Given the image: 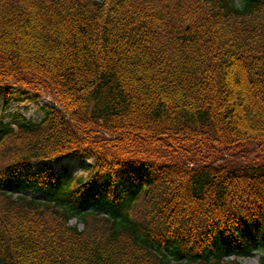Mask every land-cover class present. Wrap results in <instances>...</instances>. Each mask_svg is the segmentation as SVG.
<instances>
[{"label":"trees","instance_id":"trees-1","mask_svg":"<svg viewBox=\"0 0 264 264\" xmlns=\"http://www.w3.org/2000/svg\"><path fill=\"white\" fill-rule=\"evenodd\" d=\"M0 86V264H264V0H0Z\"/></svg>","mask_w":264,"mask_h":264},{"label":"rangeland","instance_id":"rangeland-1","mask_svg":"<svg viewBox=\"0 0 264 264\" xmlns=\"http://www.w3.org/2000/svg\"><path fill=\"white\" fill-rule=\"evenodd\" d=\"M97 1L101 2L102 0ZM6 97V89L3 86H0V114L4 116L6 122L13 123L15 116H23L27 119L40 120L44 117L47 107L54 106V102L49 97H34L33 94L28 93L25 91V89H20L17 86H13L7 105L5 102L7 99ZM41 165L42 164L40 162H34L32 163V168L37 169ZM65 167H67L73 175H79L83 173L79 157L65 159L62 162H57L54 164V170L56 172H61ZM19 194L31 196V192L18 191L16 195ZM41 198L43 197L41 196ZM70 223L72 225L78 226L80 229L84 228V224L79 222L76 217L73 218ZM261 255L262 254L260 251L255 249L252 251L250 256L239 257L238 259L244 264H260Z\"/></svg>","mask_w":264,"mask_h":264}]
</instances>
